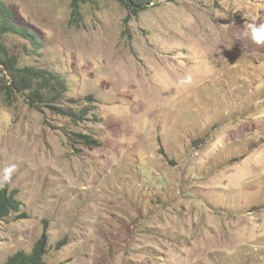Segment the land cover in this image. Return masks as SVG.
Instances as JSON below:
<instances>
[{
    "label": "rangeland",
    "instance_id": "rangeland-1",
    "mask_svg": "<svg viewBox=\"0 0 264 264\" xmlns=\"http://www.w3.org/2000/svg\"><path fill=\"white\" fill-rule=\"evenodd\" d=\"M2 1L40 48L6 35L9 55L68 91L10 92L0 65V190L22 203L0 264L44 235L48 264H264V0Z\"/></svg>",
    "mask_w": 264,
    "mask_h": 264
},
{
    "label": "trees",
    "instance_id": "trees-1",
    "mask_svg": "<svg viewBox=\"0 0 264 264\" xmlns=\"http://www.w3.org/2000/svg\"><path fill=\"white\" fill-rule=\"evenodd\" d=\"M128 10L134 13L145 11L159 0H118ZM14 12L9 6L0 0V37L6 35H21L33 44V55L40 51L39 43L35 35L28 28L17 25ZM30 55V53L28 54ZM21 60L13 55H9L6 46L0 42V65H3L11 76L12 85L8 86L10 92L14 90H29V97L35 99H58L65 97L68 85L59 74L44 68H33L22 66ZM44 91L46 93L44 94ZM87 105L79 107L78 110L65 108L68 116L75 119L87 117L90 110ZM90 143V141H88ZM15 191H9L7 187L0 190V222L5 221L12 213L20 212L22 203L18 200ZM48 252V238L46 235L40 239L30 253L20 252L9 258L6 264H48L45 254Z\"/></svg>",
    "mask_w": 264,
    "mask_h": 264
},
{
    "label": "clouds",
    "instance_id": "clouds-1",
    "mask_svg": "<svg viewBox=\"0 0 264 264\" xmlns=\"http://www.w3.org/2000/svg\"><path fill=\"white\" fill-rule=\"evenodd\" d=\"M251 35L253 40L256 43H264V23L261 24H252L250 25ZM191 78L189 77L188 80L182 81V83L190 82ZM257 104H264V98L258 99L256 101ZM15 171V165H12L9 168L4 170L3 176L0 177V185L7 184L10 182L12 173Z\"/></svg>",
    "mask_w": 264,
    "mask_h": 264
}]
</instances>
